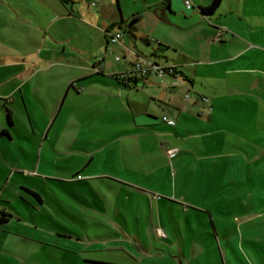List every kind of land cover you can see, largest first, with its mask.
<instances>
[{"label":"crops","instance_id":"crops-1","mask_svg":"<svg viewBox=\"0 0 264 264\" xmlns=\"http://www.w3.org/2000/svg\"><path fill=\"white\" fill-rule=\"evenodd\" d=\"M90 1L87 0L86 5L91 6ZM137 1L140 7L133 2L127 6L131 14L129 20H125L123 17L120 0L115 1V7L113 3L102 4L103 30L112 32L114 28L117 31L125 28L131 37L130 43H125V46L131 51L145 56H148L145 53L150 51L151 55L160 58L165 66H176L175 76L169 75L168 79H161L160 82L167 85L175 77L182 78L185 81L182 88L194 90L195 98L190 102L191 104L185 103L179 97L178 94L181 90L179 93L171 92L168 95L160 93L158 107L163 113L159 117L158 109L145 108L135 99L133 92L128 91L130 87L117 83L113 75L118 74V69H112L109 73L111 79L107 80L106 57L102 58L101 74L96 76L87 72L89 69L86 60H81L80 65L75 66L74 75L70 76L68 72L74 66L71 65L69 59H64L63 62H55L50 59L45 61V67L41 70L33 66L30 70L31 73L23 70L13 76H0V100L1 103L3 102L1 108L4 110V115L0 114V178L8 176V171L11 170L12 173L13 171L18 172L21 178L27 182L24 183L21 178H14L15 174L11 173L10 180H7L8 183L4 186L0 185V200H3L4 191L8 185L14 181L20 188H27L38 193L41 197L40 204H45L43 192L49 197L53 195L52 198L57 199L60 207L65 208L66 212L68 209L73 211L76 219H83L79 220L83 224L87 222L85 219L91 217L98 220V218L92 217V215L86 216V212H81L69 202L61 200L53 185H49L51 181H56L73 193L76 198L91 205L92 200L83 194L84 186L100 200L105 198L104 202L107 204L99 206L95 202L96 208L106 209L107 207L110 212L112 211L116 217L120 216L126 223H128V219L118 200H123L124 196H128V199L130 196L134 197L137 199V203L147 200L150 217H152L151 227L155 226V229H152V231L155 230V233L152 232L154 241L157 244H162V228L159 226L156 216L157 211L160 210L158 204L164 197L160 195L157 197L156 194L159 191L153 189L150 184L159 180L160 171H158L157 165L160 160L171 164L172 159L175 158L178 159L176 162L178 172L175 173V176L178 173L179 176H184L185 173L189 174L190 172L193 173V179L195 177L200 179L205 175L210 177L218 175V173L224 175L223 179L217 183L220 188L217 187L213 191L208 188L203 193L208 198L215 199L211 209L195 208L197 213H205L208 216L209 220L206 223L213 226L214 235L224 239L229 246L231 252L227 250L226 253L224 249L221 251L223 262L230 264L231 260L233 264L236 261V264H254L243 248V245L246 244L250 251H254L253 262L258 260L259 263H264V190H256L255 186L258 180L251 165L259 163L264 171V35H262V39L251 40L245 36L246 27L221 21L222 19L216 22L212 21V28H210L209 21L213 20L222 0L218 9L207 17L202 15L199 8L210 5L212 0H192L198 8V18H195V14L189 11L193 8L187 10L183 4L184 0H135V2ZM261 2L264 0H245L243 9L234 10L229 7L227 15L238 13L241 18L242 11H244L249 16V14L259 11L258 3ZM62 3L66 5L64 1ZM249 4L254 8L253 11L247 10ZM69 13L71 14V11ZM88 13L91 17L94 15L90 11ZM257 14L259 17L264 16ZM179 15H182L185 20L190 19L192 24L189 23L186 27L181 28L173 27L172 16ZM134 18L137 21L130 32L126 26ZM122 20L124 23L118 24ZM207 22L208 24H205ZM261 22V24L250 27L255 32L264 34V19ZM114 24L118 25L113 26ZM168 24L172 26L171 30L165 27ZM220 28H226V31L222 35V39L216 41L213 37ZM210 34L211 37L208 38L207 36ZM106 40L109 44L107 36ZM121 49L126 50L125 47H121ZM105 51H108V46ZM148 57L153 60L151 56ZM96 64L98 61L94 62L92 70ZM56 66L63 67L64 73L67 71L66 76L63 74L64 77L61 79L58 97L62 90L68 95L70 89L74 87L75 92L79 96H85V101L90 104L91 109H94L101 117L95 122H89L88 118L91 115H87L84 113L86 110H82L80 118H84V121L87 122L86 125L95 126L99 132L82 142V155L72 150L64 152L66 160L81 159L85 163L80 168L70 169V162H67L66 169L68 171H63L66 173L61 175L48 171L40 172L39 166L37 169L33 166L25 168L12 163L22 162L24 155L27 158H32L34 155L33 150L23 141L17 142L14 135L16 132L17 135L27 139H31L32 136L25 118H19L17 110L21 109L24 112V117L29 120L35 133L33 123L38 122V117L29 87H34L37 80L47 83L48 79H54L56 75L52 74L51 70ZM88 80L98 81L97 83L103 82L105 85L89 84ZM154 80L150 82L155 83ZM34 95L45 107L44 109L51 107L47 93L42 92L41 88L34 91ZM202 96L209 98L210 102L201 99ZM54 104L55 101H53ZM6 109L11 111L13 127H7ZM48 111L47 114L50 118L46 126L53 118V111ZM165 115L175 119L176 124L171 126L165 123L162 120ZM182 117L185 120L181 121ZM20 121L23 122L24 127L19 126ZM100 128H105L109 132V134L106 133L108 136H103ZM4 129L7 133L2 135ZM44 130L40 136L43 135ZM22 131H25L26 134H22ZM35 135L37 134L35 133ZM68 141L67 139L65 141L67 145ZM132 144H136L138 147L140 156L137 159L142 160L139 169L134 161V152L130 148ZM220 144L224 145L228 151H209L215 145ZM16 145L19 147L18 151H16ZM171 148L177 149L178 152L174 157L169 158L167 151ZM158 151L160 155H156ZM182 153L188 154L189 157L185 158ZM144 155L147 156L145 159ZM96 159L99 162L96 165L98 168H93L91 163ZM103 162L109 163L111 168H104ZM190 165L191 169L185 171V167ZM98 183L107 187L108 191L114 195V201ZM248 183H251L249 195H238L237 190ZM223 189L234 193L233 197L225 201L219 199V193ZM255 194L259 196L257 199L253 197ZM169 196L171 197L167 198L171 205L177 203L183 209L189 207L187 203L186 205L177 199H172V195ZM176 198L181 199L177 196ZM49 207L51 208V206ZM168 207L172 208V206ZM6 208L8 210V207ZM33 208L39 209V205ZM155 208H158L157 211ZM214 209L222 212L224 217L230 221L225 220L222 216L218 221L215 218ZM47 213L48 217H55L49 210ZM68 213L71 214L70 211ZM172 214L174 213L171 212L170 215ZM15 215V218L23 219L18 211ZM170 219L175 226H179L180 223H178L176 215ZM100 222L104 221L99 220L98 223ZM117 222L119 224V221ZM137 222L139 221L137 220ZM217 225H220L221 228H218ZM3 228H0V232L3 231ZM173 229L177 233L176 240H183L181 229H176V227ZM204 231L202 233H205ZM232 232L235 233L234 236H232ZM174 247L175 243L168 245V248ZM3 251L4 249L0 250V252ZM178 251V254H181L182 264H195L196 261L197 264H201V261L198 260L199 255L195 254L191 257L193 259H188L184 247L179 248ZM162 253L160 249L159 258H163ZM232 256L237 260L233 259V261ZM90 260L99 261L97 259Z\"/></svg>","mask_w":264,"mask_h":264},{"label":"rangeland","instance_id":"rangeland-1","mask_svg":"<svg viewBox=\"0 0 264 264\" xmlns=\"http://www.w3.org/2000/svg\"><path fill=\"white\" fill-rule=\"evenodd\" d=\"M63 1L67 6L61 0H0V76H13L23 70L29 73L33 66L41 70L45 67V61L50 59L55 62H63L64 59H69L71 65L74 66L68 72L70 76L74 75L75 66L80 65L81 60L87 61V68L89 69L87 72L93 74L92 66L94 62L103 57H106L107 72L105 73L108 74L106 77L108 81L111 79L109 73L112 69H118L119 72L117 73L119 75L129 71L130 63L133 62L135 54L134 51L125 46V43H130V34L127 33L125 28H122L121 31L124 36L121 43L108 44L106 34L102 28L103 15L101 13V5L113 3L115 7L116 0H91L96 2L97 6H88L83 0ZM132 2L139 5V2H135V0H120L125 20H129L131 15L127 6L132 4ZM183 4L185 6L184 1ZM244 4L245 0L241 2L238 0H222L219 10L213 20L209 21L208 26L212 28V21L216 22L222 19L221 21L246 27L245 36L251 40L262 39L264 34L255 32L250 26L262 23L264 16L259 17L257 13L264 15V2L258 3L259 11L249 14V16L244 11H242L243 15H241V18L238 13L227 15L229 7L234 10H241ZM253 9L252 5L249 4L247 10L253 11ZM69 11H71V14ZM88 11L92 12L96 17H93L94 15L91 17ZM189 11L195 14V18H198V8L195 4L193 9ZM172 20L173 27L181 28L186 27L189 23L192 24L190 19L185 20L182 15L172 16ZM205 24H208V22ZM172 26L168 24L165 27L171 30ZM219 30H223L224 34L226 28H220ZM116 31V28H114L112 32ZM207 37H211V34ZM106 46H108V51H105ZM121 47H125L126 50L121 49ZM145 54L151 56L156 63L165 65L160 58L153 57L150 51ZM117 56H121V61H116ZM63 70V67L56 66L51 70L52 74L56 75L54 79H48L47 83H41L36 78L37 81L34 83V87H29L32 98L35 101L38 117V122L33 123L37 135L32 130L29 120L24 117V112L21 109L17 110L18 117L25 118L32 136L31 139H27L19 134L17 135L16 132H14V135L17 138V142L23 141L26 143L33 150L34 155L32 158H27L24 155L22 162H12L15 165L25 168L33 166L35 169L39 166L40 172L48 171L58 175L66 173L63 171L67 170V162H70V169L74 167L80 168L84 165L85 162L81 159L76 161L66 160L64 152L72 150L82 155V142L87 141L90 136H94V133L99 132V130L95 129V126L86 125L87 122L84 121V118H80L82 110H86L84 113L91 115L89 117L91 119L88 118L89 122H95L101 117L94 109H91L90 104L85 101V96H79L75 92L74 87L70 89L68 95L62 90L61 95L58 97L61 79L64 77L63 74L66 76L67 73V71L64 73ZM168 77L169 75L160 76L156 74H150L143 78L139 76L140 80L136 85H132L128 91L133 92L135 99L147 109L152 107L159 110L158 95L160 93L168 95L171 92L179 93L180 90L179 97L185 103L191 104L190 102L195 98L194 90H184L182 86L185 85V81L182 78H177L176 85H173L175 79L167 85L160 82L161 79H168ZM151 80H154L155 83H151ZM97 82L88 80L89 84L105 85L103 82ZM40 88L42 92L47 93L50 99L51 107L48 109H44L45 107L34 95V91ZM200 98L210 102V99L205 96ZM154 99H157V101H154ZM53 101H55L54 105ZM2 104L3 102L1 103L0 100L1 116L4 115V110L1 108ZM48 110L53 111V118L46 126L50 118L47 114ZM162 113V110H159L157 115L160 117ZM183 120H185L184 117L181 118V121ZM19 126L24 127L23 122L20 121ZM43 130L44 133L40 136ZM100 132L103 136H108L107 134H109L105 128H100ZM21 133L26 134L25 131ZM66 139L69 140L68 145L65 142ZM17 142L16 144H18ZM16 148V151H18L19 147L17 145ZM130 148L134 152V161L139 169L141 168L140 161L142 160L137 159L140 156L138 147L136 144H132ZM223 150L228 151L224 145L220 144L215 145L209 151L222 152ZM182 154L185 158L189 157L188 154ZM156 155H160L159 151ZM146 157L144 155L143 158L145 159ZM177 160L173 158L171 164L160 160L157 165V169L160 171L159 180H155L150 184L153 189L159 191L156 194L157 197L159 195L164 197L158 204L160 210L157 211L158 208H155V211H157L156 220L162 228V244H157L154 241L153 233H155V230L152 231V229H155V226L152 225L151 227L152 217H150V207L147 200L137 203V199L131 196L129 199L128 196H124L123 200H118L128 219V223H126L120 216L116 217L112 211L110 212L109 208H96L95 202L99 206L107 204L104 202L105 198L100 200L85 189L84 186L82 189L84 190L83 194L86 198L92 200L91 205L76 198L73 193L63 188L56 181H51L49 185H53L61 200L69 202L81 212H86V216L92 215V217L96 216L98 218L96 220L90 217L85 219L87 222L83 224L79 221L83 219H76L73 211L68 209L71 212L70 214L68 211L66 212L65 208L60 207L61 205L59 206L57 199L52 198L53 195L49 197L43 192L45 204H40L36 197L25 189L20 188L14 181H11L8 188L4 191L2 199L9 201V204H6L11 213L15 214L18 211L23 219L19 220L13 217L4 226L3 231L0 232V250L4 249L3 252H0V264H182L181 254H178V250L181 247L185 248V255L188 259L196 254L199 255L198 260L201 261V264H225L221 259V251L224 249L227 253V250H230L229 246H227L224 239L214 235L213 226L206 223L209 220L208 216L205 213H197L195 210V208L211 209L210 207H212L211 205L215 199L208 198L203 193L208 188L210 191L216 189L218 187L217 183L223 179L224 175L218 173V175L210 177L205 175L203 178L195 177L193 179V173L190 172L189 174L185 173L184 176H179V173L175 176V173L178 172ZM98 163L96 159L91 163V166L98 168L96 166ZM103 163L104 168H111L109 163ZM251 165L253 171H255L254 174L257 175L256 190H264V175H262L264 171L262 166L260 167L259 163ZM191 167V165L186 166L184 170L188 171ZM11 173L10 170L8 171V176L0 178V185L4 186V184H7V180H10V175L12 174H15L14 178H21L18 172L13 171ZM24 183L27 182L24 181ZM98 185L102 186V189L114 201V195L108 191L107 187L101 183H98ZM250 188L251 183H248L238 189L237 194L242 196L248 194L251 192L249 191ZM233 194L228 189H223L219 193V199L228 200V198L233 197ZM169 195L173 196L172 199L187 203L189 207L183 209L177 203H172L171 205L167 198L171 197ZM175 195L181 197V199L176 198ZM255 195L253 197L257 199L259 196ZM37 205H39V209L33 208ZM152 206H154L153 203ZM168 206H172V208L170 209ZM47 209L54 214V218L48 217ZM171 212L174 214L170 215ZM213 212L218 221L224 217L222 212H218L216 209ZM173 215L177 216L178 223H180L179 226H175L172 223L170 217L172 218ZM232 217L234 218V216ZM224 218L228 220L227 217ZM99 220L104 222L98 223ZM117 221H119V224ZM217 226L221 228L220 225ZM173 227L181 229L183 240H176L177 233ZM231 227L233 226L231 225ZM202 231L205 233H202ZM171 243H175L174 248H168ZM179 244L180 246H178ZM243 248L251 257L252 263L264 264L259 263L258 260L253 262L254 251H250L248 245L244 244ZM160 249L163 252V258L158 257ZM231 258L235 260L234 256ZM90 259H97L101 263L87 261ZM236 263L237 261L234 264ZM195 264H197V261ZM230 264H233L231 260Z\"/></svg>","mask_w":264,"mask_h":264},{"label":"built area","instance_id":"built-area-1","mask_svg":"<svg viewBox=\"0 0 264 264\" xmlns=\"http://www.w3.org/2000/svg\"><path fill=\"white\" fill-rule=\"evenodd\" d=\"M84 3H87V0H85ZM184 3L187 9H191L194 6L192 0H184ZM89 4L91 6H97V3L94 1H90ZM104 32L108 38V41L114 45L120 44L124 36L122 31H116V32L104 31ZM223 32H224L223 30H218L216 35L213 37L214 40H220L223 35ZM133 58L134 59H133V62L131 63V67L129 71L121 74L123 78H135L139 76L147 77L150 74H156L160 76L170 75L171 73H174V67H176V66H165V65L158 64L155 61H153L151 58H149L148 56H145L139 53H135ZM121 59H122L121 56L116 57V61H120ZM101 62H102V58L98 60V64L96 65V67L93 68L94 72L101 71L102 69L100 66ZM174 79H175V83L173 85H176L177 78L175 77ZM162 120L171 126L176 124L175 119L170 118L166 115L162 117ZM177 152L178 150L175 148H171L167 151L169 158L174 157L177 154Z\"/></svg>","mask_w":264,"mask_h":264},{"label":"trees","instance_id":"trees-1","mask_svg":"<svg viewBox=\"0 0 264 264\" xmlns=\"http://www.w3.org/2000/svg\"><path fill=\"white\" fill-rule=\"evenodd\" d=\"M220 3H221V0H212L210 5H208L206 7H202V8L200 7L199 10H200V12L202 13V15L204 17H207L208 15L213 14L218 9V7L220 6ZM136 21H137V19L134 18L126 26L128 31H130V32L132 31L131 28L134 26ZM121 23H124V20H122L118 24H121ZM118 24H114L113 26L118 25ZM96 65L94 67H96ZM101 71H102V69H101ZM101 71L94 72L92 76H96V75L101 74ZM176 73H177V67H174V73H171L170 75L171 76H175ZM113 77H114V79L117 81V83L119 85H123L125 87H132V85H136L137 82L140 80L138 77H135V78H123L119 74H115V75H113ZM74 83H76V82H74ZM6 123H7V127H13L14 126L13 123H12V119H11V111L9 109H6ZM6 133H7V131H6V129H4L2 131V135L6 134ZM24 189L27 192H29L31 195L36 197L38 201H41V197H40V195L38 193L33 192L32 190L27 189V188H24ZM6 203L9 204V202H7V201L0 200V205L2 206V208H0V228H3L6 224H8L10 222V220L14 216H16L14 213H11L10 211L7 210V208H6L7 204ZM87 261L101 263L100 261H94V260H87ZM102 263H104V262H102ZM110 264H113V263H110Z\"/></svg>","mask_w":264,"mask_h":264}]
</instances>
